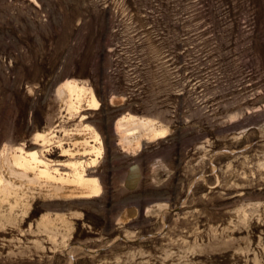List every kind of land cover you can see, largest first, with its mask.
Instances as JSON below:
<instances>
[{
	"label": "rangeland",
	"instance_id": "1",
	"mask_svg": "<svg viewBox=\"0 0 264 264\" xmlns=\"http://www.w3.org/2000/svg\"><path fill=\"white\" fill-rule=\"evenodd\" d=\"M0 178V264H264V0H0Z\"/></svg>",
	"mask_w": 264,
	"mask_h": 264
},
{
	"label": "bare ground",
	"instance_id": "2",
	"mask_svg": "<svg viewBox=\"0 0 264 264\" xmlns=\"http://www.w3.org/2000/svg\"><path fill=\"white\" fill-rule=\"evenodd\" d=\"M65 88L70 97L75 96L79 100L81 87L73 82H68ZM68 107H75L72 100H69ZM40 137L45 141L43 135ZM50 141L51 139L47 140L46 144H48L44 146V151H47L46 147L52 142ZM55 143L61 151L59 156H69L72 159L69 161H54L46 158L42 150L41 155L39 151L21 153L20 155L14 154L13 164L20 170L19 173L22 175H31L32 180L45 183L49 192H53L55 195L62 197H89L97 194L101 190L100 182L97 177L88 176L85 168L86 161L82 158L88 155V152L93 151L95 146L83 136H76L73 139V148L66 146L67 144L63 142V139H58ZM58 166H63L68 170L62 171V168Z\"/></svg>",
	"mask_w": 264,
	"mask_h": 264
}]
</instances>
